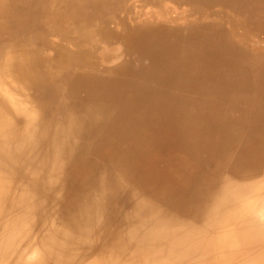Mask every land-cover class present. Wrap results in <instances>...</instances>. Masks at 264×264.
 Wrapping results in <instances>:
<instances>
[{"label": "rangeland", "instance_id": "rangeland-1", "mask_svg": "<svg viewBox=\"0 0 264 264\" xmlns=\"http://www.w3.org/2000/svg\"><path fill=\"white\" fill-rule=\"evenodd\" d=\"M214 6L244 29L208 16ZM126 23L148 28L131 51L102 34ZM263 33L264 0H0V55L20 45L44 63L59 40L83 55L34 96L32 138L6 160L0 264H29L13 242L23 216L54 242L37 254L51 264H214L212 205L264 176ZM252 245L231 264L254 260Z\"/></svg>", "mask_w": 264, "mask_h": 264}, {"label": "bare ground", "instance_id": "bare-ground-1", "mask_svg": "<svg viewBox=\"0 0 264 264\" xmlns=\"http://www.w3.org/2000/svg\"><path fill=\"white\" fill-rule=\"evenodd\" d=\"M228 2L231 5H234L236 3V2L234 3L233 1H228ZM234 8L236 9V11L240 12L239 7L237 9L234 6ZM227 9L228 7L225 6L219 9L217 8V6L211 7L208 11V16L214 18V20H218V22L224 21L229 25L231 22L232 27H238V29L240 30L244 29L246 23L242 20L229 18V13ZM10 12L11 11H9V13ZM233 17H236V15L233 14ZM104 25L102 26V34H104L106 37L109 38L114 36L116 39L120 40V45H123L125 47V50H129V51L137 47V45L139 44V41L137 39H139L142 36L143 32H146V30H148V28H145V25L142 23L141 24L126 23V25H124L122 28V32H115L111 27H109L110 25L109 26H104ZM251 26L253 27L254 25L252 24ZM38 28L43 29V27H38ZM41 36L42 35H40V37ZM35 38L37 39V36ZM38 40L40 41L41 39ZM59 41L58 42L49 41L45 45H42V46L47 45L53 51V56L46 58L44 63H42V61L38 59L37 51H31V49L29 50V48L20 45L13 44L12 46L10 45L4 46V50L0 55V215L2 214L1 210L3 208H6L8 204H11V202H9V200H7L5 196L7 192L6 191L7 189L5 190L6 187L5 179L9 177V173H10V171L7 170L6 160L11 157L12 150L17 152V156H20L24 152L25 147L27 146L26 144H28L27 141L32 138L35 129L37 115L42 109V107H40L39 105L40 100L36 99L34 96L42 93L45 90V88L48 87V82H55L56 79L62 77L64 74L69 72L73 68L72 66L74 65V63L78 62L80 58L83 56V55L81 56L78 53L77 49H75V52L77 53L78 56H76V53L72 49H68V47L65 46V40L64 41L59 40ZM81 60H84V58H82ZM88 61H91L90 53L88 56ZM145 61H147V59ZM109 74H111V72ZM58 83L59 82H56V84ZM61 85L62 84H58L56 85V87L59 89L62 87ZM89 89L92 90V88ZM114 107L116 108V106ZM190 133L192 134V132ZM229 134L231 133L229 132ZM258 134L260 135V133ZM188 142H192V141H188ZM183 144H185V142ZM194 152H196V150H194ZM188 165L189 164H187V166ZM249 216H253V218H255L257 222H259L262 225L264 224V176L258 179L254 184L249 185L248 187L245 186L228 187V189L225 190V192L219 197L218 201L212 205L210 209V216H209L210 219L208 226L213 227V229H216L215 235L213 237H210L211 238L210 245H212L213 257L216 258L214 264H231L230 259L232 254L240 250L239 248H237L239 244L244 245L246 243L247 246H250L255 241L256 242L260 241L259 245L255 244V247L252 245V247L255 249L253 251V254L251 255H253L255 259L243 262L242 264H264V227H262V229L259 227V230L255 231V229L251 228L252 227L251 225L245 226V224L248 223L247 219ZM27 219H28L27 216H23L17 222L18 230H16V233H14L13 235L14 237L17 236L16 239L13 238V242L15 246L18 247L17 250L21 255L29 256V260H28L29 264H51V262L49 263V258H48L49 254L43 257H39L37 256V254L39 253L38 249H40V252L41 251L47 252L50 249V247L54 245V242L52 243V241H50V239H48L47 236L45 237V239H42L43 231L40 229V235H39L38 229L34 228V225H32L31 222H28ZM242 230H244V232L242 233V235H240L239 232H242ZM69 264H114V263L111 256L110 257L108 256L107 258L95 254V255H88V257H84V259H81L79 261H73L72 263Z\"/></svg>", "mask_w": 264, "mask_h": 264}]
</instances>
